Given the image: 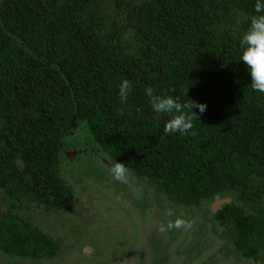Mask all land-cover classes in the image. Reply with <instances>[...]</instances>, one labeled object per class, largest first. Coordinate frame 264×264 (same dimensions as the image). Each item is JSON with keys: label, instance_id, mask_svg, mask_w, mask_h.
<instances>
[{"label": "trees", "instance_id": "obj_1", "mask_svg": "<svg viewBox=\"0 0 264 264\" xmlns=\"http://www.w3.org/2000/svg\"><path fill=\"white\" fill-rule=\"evenodd\" d=\"M255 3L0 0L5 264L59 256L53 237L33 220L43 215L55 222L70 213L79 196L74 190L83 187L67 169L89 155L125 163L135 190L156 196L192 225L197 216L189 210L198 209L199 220L210 219L209 229L239 259L264 264V93L252 90L239 62L245 16L256 15ZM124 79L133 87L122 105ZM148 87L206 105L203 114L193 109L197 134H165L169 117L152 111ZM78 137L81 150L66 146ZM225 198L229 203L212 209ZM88 244L79 238L78 250L92 252Z\"/></svg>", "mask_w": 264, "mask_h": 264}, {"label": "rangeland", "instance_id": "obj_2", "mask_svg": "<svg viewBox=\"0 0 264 264\" xmlns=\"http://www.w3.org/2000/svg\"><path fill=\"white\" fill-rule=\"evenodd\" d=\"M65 142L68 148L78 147V150L83 145L81 137ZM78 158V162L67 169L73 174L72 178L82 180L80 186L83 189L74 190V194L79 195L74 206L79 210L78 203L83 199L90 207L85 214L94 218L79 224L78 210L71 207L68 215H59L54 222L58 226L54 228L55 235L60 236L61 242L71 250L61 251L58 257L42 264H252L239 259L229 242L219 239L221 236L209 229L210 219L199 220L200 212L195 208L189 210L197 216L190 230L172 231L166 237L161 236L157 225L165 221L166 207L165 204L161 206L159 198L157 201L156 196L135 190L137 183L132 180L128 184L114 181L108 167L90 155ZM39 216L41 218L33 221L40 226L52 224V220ZM97 217L100 223L95 221ZM84 224L90 227L86 228ZM79 238L82 242L89 239L92 252L78 250L85 246H78ZM144 243L151 251L142 246ZM141 247L146 253L140 252ZM4 260L7 259L0 256V264H5Z\"/></svg>", "mask_w": 264, "mask_h": 264}, {"label": "clouds", "instance_id": "obj_3", "mask_svg": "<svg viewBox=\"0 0 264 264\" xmlns=\"http://www.w3.org/2000/svg\"><path fill=\"white\" fill-rule=\"evenodd\" d=\"M254 12L256 15L245 16V19L250 22L240 39L242 52L239 62H242L248 69L252 90L264 93V2L262 0H256ZM132 87V82L127 79L122 80L119 84L118 97L122 105L127 104ZM145 92L152 111L157 116L166 115L169 117L163 128L165 134L179 133L181 136L197 134L194 130V121H199V115L193 112V109H197L199 114H203L206 111V105L189 99L181 101L179 97H173L167 93L163 96L157 95L152 87H148ZM108 165H110L107 167L114 181L121 184L129 183L133 173L125 166V163L112 160ZM165 207L166 219L157 225V232L161 236L166 237L172 231L192 228V222L189 219L176 215L174 209L167 204ZM173 217L175 218L172 219Z\"/></svg>", "mask_w": 264, "mask_h": 264}, {"label": "flooded vegetation", "instance_id": "obj_4", "mask_svg": "<svg viewBox=\"0 0 264 264\" xmlns=\"http://www.w3.org/2000/svg\"><path fill=\"white\" fill-rule=\"evenodd\" d=\"M67 156H68V157H71L70 154L67 155ZM72 156H74V154H73ZM85 196H89V195H85ZM77 199H78V198H77ZM77 199H76V200H77ZM76 200L74 199V204H75ZM83 201H84V200L82 199V200H80L79 203H78V206H79V210H78V211H79V212L77 213V215L79 216V218L83 216L82 212L85 213V212H87V211L90 209V207L87 205V203H84ZM76 205H77V204H76ZM74 207H75V206H74ZM73 209L77 210L78 207L76 206V207L73 208ZM106 211H107V210H106ZM82 220H88V219H86V218L84 217V218H82ZM44 227H45L46 229H45ZM57 227H58V226H57ZM57 227L55 226V224H54L53 221H52V224H51V225L43 226V228L48 232V234H49L51 237H53L54 242H55L56 245L58 246L59 254H60L61 251H62L63 253H67V251H70L71 249L69 250V246H67L66 244H63V243L61 242V238H60V236L55 235L56 231L54 232V228L56 229ZM51 233H52L53 235H52ZM17 264H20V263H17Z\"/></svg>", "mask_w": 264, "mask_h": 264}, {"label": "water", "instance_id": "obj_5", "mask_svg": "<svg viewBox=\"0 0 264 264\" xmlns=\"http://www.w3.org/2000/svg\"><path fill=\"white\" fill-rule=\"evenodd\" d=\"M73 154H74L73 152L70 154L71 157H72ZM100 160H101V162H102L104 165L109 166L108 164H109L110 162H107V161H106L105 159H103V158H100ZM229 201H230L229 198L216 200V201H214V203H213V205H212V209H213V210L219 209V208H220V205H222V204H226V203H229Z\"/></svg>", "mask_w": 264, "mask_h": 264}]
</instances>
